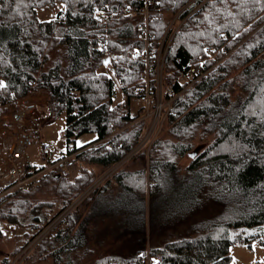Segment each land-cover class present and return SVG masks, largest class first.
Returning <instances> with one entry per match:
<instances>
[{"label":"trees","instance_id":"trees-1","mask_svg":"<svg viewBox=\"0 0 264 264\" xmlns=\"http://www.w3.org/2000/svg\"><path fill=\"white\" fill-rule=\"evenodd\" d=\"M153 1L158 8L147 19L143 0H0V119L16 101L42 91L49 95L42 117H65L67 150L79 137L97 136L73 148L79 152L73 168L45 173L39 185L11 190L0 200V224L18 231L7 239L17 241L15 249L0 264H12L67 210L23 264H148L149 257L159 264H232L233 246H264V0ZM57 6L56 19L41 20L40 11ZM175 19L179 29L165 56L163 85L177 98L152 142L149 173L130 171V164L147 158L140 146L151 126L139 120L143 108L136 105L145 88L144 62L137 58L146 48L142 27L148 22L149 50L157 58ZM192 66L194 83L185 77ZM208 134L214 141L197 154L196 138ZM185 157L191 163L182 174L178 162ZM72 171H78L74 178ZM108 172L104 184L86 195ZM148 174L150 198L166 189L177 198L174 233L184 226V235L149 250L133 241L128 254L84 261L79 251L87 250L91 221L111 213L119 219L112 204L121 193L118 202H135L129 211L138 218ZM120 234H112L113 242Z\"/></svg>","mask_w":264,"mask_h":264},{"label":"rangeland","instance_id":"rangeland-1","mask_svg":"<svg viewBox=\"0 0 264 264\" xmlns=\"http://www.w3.org/2000/svg\"><path fill=\"white\" fill-rule=\"evenodd\" d=\"M62 6H57L55 9H44L40 11V17L43 21L54 20L57 17L58 12ZM173 25V26H172ZM178 22L175 19L170 27L178 26ZM109 67V66H108ZM107 73H110L107 70ZM117 91L116 102L123 101L124 97L119 87ZM43 107L40 106L35 110L34 116V130L32 132L35 137L40 140H45L50 143L53 147V159H58L62 156L63 153L68 150V142L65 139V129H66V120L65 117H61L58 120H49L42 117ZM164 121V120H162ZM155 125V124H154ZM163 127L156 128L154 126L152 132L148 134V137L153 134L152 141H155L162 134ZM97 136L95 134H86L82 137L76 139V142L71 144L72 148H81L93 141H95ZM215 139L214 134H208L204 137L198 136L195 140L194 150L197 154L201 153L205 150ZM147 148V147H145ZM27 155L30 161L37 166H42L44 164L43 157L40 154L38 146H30L27 148ZM150 148L147 149V158H139V160L134 161L127 167V170L136 171L140 169L146 168V173H149V156H152ZM129 158L120 163L115 169L120 168L122 165L126 164ZM191 163V159L189 157H185L184 159L179 160L178 166L182 170V174L185 171V168ZM114 169V170H115ZM113 170V171H114ZM97 171H100L97 169ZM112 172V171H111ZM108 172L105 176L99 179L89 190L88 193H92L96 188L101 187L105 180L112 174ZM78 175V171L70 172V176L74 178ZM146 196L145 202H138L136 209V216L130 213L129 209L135 205L134 203H125L118 202V200H123L122 193L119 195L118 200L112 204L113 209L121 212L119 219L114 218V214L100 215V217H96L89 224V229L87 230L88 239L86 242L87 250L84 253L83 250L79 252H83L82 254L86 256L84 261L95 260L101 256L105 255H113L118 251L123 250L125 254L130 253L129 248L131 247V243L135 241V246L138 248H144L145 250H149V247H155L158 243L162 246L169 242H173L179 237L183 236L184 226H180L177 231L174 233V226H177V221L179 219L178 213H174V209H172V204L174 201L176 202L177 198H173L171 194V190L166 189L164 194H160L158 198H150L152 196L153 190L152 187L154 185L151 180V176H147L146 178ZM105 186V185H104ZM103 186V187H104ZM152 192V193H151ZM90 205V204H88ZM118 207V208H117ZM117 215V214H116ZM181 215V214H180ZM120 224L126 227L127 236H122L120 231L117 229ZM2 227L7 229V225H3ZM100 228L101 230H97ZM124 229V228H123ZM118 231L120 235L117 236L115 242L112 241L111 236L113 233ZM101 232V233H100ZM18 234V231L16 230ZM103 237V238H102ZM102 238V239H99ZM101 241V244H96V240ZM128 244V245H127ZM17 245L16 240H7L0 239V260L6 257L9 253H11ZM252 247L248 246H240L235 245L231 249L232 256V264H264V246L261 245L258 241H255L251 244ZM92 253H89L88 251ZM88 255V256H87ZM88 259V260H87ZM26 259L21 263L23 264ZM55 264L53 261L41 260L32 262V259L28 260L25 264ZM84 263V262H82ZM148 264H159V260L157 258H148Z\"/></svg>","mask_w":264,"mask_h":264},{"label":"built area","instance_id":"built-area-1","mask_svg":"<svg viewBox=\"0 0 264 264\" xmlns=\"http://www.w3.org/2000/svg\"><path fill=\"white\" fill-rule=\"evenodd\" d=\"M146 4L145 15L148 19L150 10L157 7L153 0H143ZM99 16H105L103 12L98 13ZM177 20V19H176ZM173 26V25H172ZM167 40V36L174 30L169 27L163 44L160 48L157 58L154 57L149 50L150 36L148 33V22L142 27V39L146 42L144 51L137 54V58L144 62L142 68V77L145 81V88L136 100V105L143 108L141 120H149L151 123L150 134L156 125V128L163 126L167 116L173 109L177 95L172 93L171 89L164 88L163 71L166 53L173 41L179 26ZM171 31V32H170ZM211 52H207L210 55ZM156 60V62L154 61ZM204 57H201V62ZM195 66L190 67L186 73V78L194 83L197 75ZM168 97V100L165 98ZM47 103L42 91L30 92L26 97L16 101L0 119V200L11 190L22 189L28 190L31 186L39 185L41 177L50 171H64L73 168L74 159L79 153L70 148L60 158L53 159V147L45 140H40L32 134L34 130V121L32 119L33 112L40 106ZM164 120V121H162ZM155 124V125H154ZM145 137L142 147L151 148L153 134ZM30 146H38L44 164L42 166L34 165L28 155L27 148ZM31 163L32 167H29ZM90 193L87 192L86 195ZM67 210L60 216L46 231L38 236L30 245H28L12 264H21L40 241L55 227L68 213ZM16 227L7 226V229L0 224V234L4 239H12L16 236Z\"/></svg>","mask_w":264,"mask_h":264},{"label":"crops","instance_id":"crops-1","mask_svg":"<svg viewBox=\"0 0 264 264\" xmlns=\"http://www.w3.org/2000/svg\"><path fill=\"white\" fill-rule=\"evenodd\" d=\"M42 94L44 95V97L46 98V100L48 101V98H49V95H48V93L47 92H42ZM44 106V105H43ZM35 113V111L33 112V114ZM33 114H32V119H33V121H34V116H33ZM114 187V190L113 191H115V188L117 189L118 187H116V185H114L113 186ZM100 195V193L97 195V196H99ZM100 204H98V206H99ZM108 216H110V215H108ZM98 217H100V215L98 216ZM87 229H89V228H87ZM97 230H101L100 228H97ZM176 232H180L179 230L178 231H176ZM101 233V232H100ZM103 238V237H102ZM102 238H99V239H102ZM111 239H112V241L114 240V236L112 237L111 236ZM96 244H98V245H100L101 244V241H99L98 239L96 240ZM161 244L160 243H158L155 247H159ZM158 259V258H157ZM159 260V259H158Z\"/></svg>","mask_w":264,"mask_h":264},{"label":"water","instance_id":"water-1","mask_svg":"<svg viewBox=\"0 0 264 264\" xmlns=\"http://www.w3.org/2000/svg\"><path fill=\"white\" fill-rule=\"evenodd\" d=\"M105 61H107V64L105 63ZM105 61H104V66L108 67L109 64H110L111 59L110 58H106Z\"/></svg>","mask_w":264,"mask_h":264},{"label":"snow or ice","instance_id":"snow-or-ice-1","mask_svg":"<svg viewBox=\"0 0 264 264\" xmlns=\"http://www.w3.org/2000/svg\"><path fill=\"white\" fill-rule=\"evenodd\" d=\"M105 63L107 64V61H105ZM0 87H4L2 82H0Z\"/></svg>","mask_w":264,"mask_h":264}]
</instances>
